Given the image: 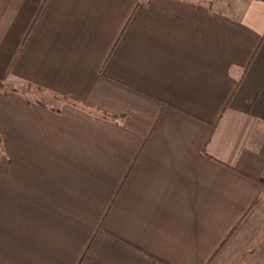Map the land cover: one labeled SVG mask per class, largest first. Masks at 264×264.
Instances as JSON below:
<instances>
[{
    "label": "crops",
    "instance_id": "crops-1",
    "mask_svg": "<svg viewBox=\"0 0 264 264\" xmlns=\"http://www.w3.org/2000/svg\"><path fill=\"white\" fill-rule=\"evenodd\" d=\"M0 84V264H264V0H0Z\"/></svg>",
    "mask_w": 264,
    "mask_h": 264
},
{
    "label": "rangeland",
    "instance_id": "rangeland-1",
    "mask_svg": "<svg viewBox=\"0 0 264 264\" xmlns=\"http://www.w3.org/2000/svg\"><path fill=\"white\" fill-rule=\"evenodd\" d=\"M26 90V89H25Z\"/></svg>",
    "mask_w": 264,
    "mask_h": 264
},
{
    "label": "trees",
    "instance_id": "trees-1",
    "mask_svg": "<svg viewBox=\"0 0 264 264\" xmlns=\"http://www.w3.org/2000/svg\"><path fill=\"white\" fill-rule=\"evenodd\" d=\"M1 85V84H0Z\"/></svg>",
    "mask_w": 264,
    "mask_h": 264
}]
</instances>
